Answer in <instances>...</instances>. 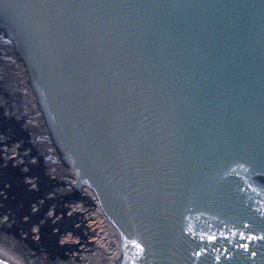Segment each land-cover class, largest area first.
I'll use <instances>...</instances> for the list:
<instances>
[{
	"label": "water",
	"instance_id": "95a60500",
	"mask_svg": "<svg viewBox=\"0 0 264 264\" xmlns=\"http://www.w3.org/2000/svg\"><path fill=\"white\" fill-rule=\"evenodd\" d=\"M14 27L125 264H264V0H0L7 60Z\"/></svg>",
	"mask_w": 264,
	"mask_h": 264
},
{
	"label": "bare ground",
	"instance_id": "6f19581e",
	"mask_svg": "<svg viewBox=\"0 0 264 264\" xmlns=\"http://www.w3.org/2000/svg\"><path fill=\"white\" fill-rule=\"evenodd\" d=\"M21 29L8 31L15 30L18 50L0 65V80L8 72L9 87L17 85L28 98L0 107V167H10L12 183L22 186L13 197L15 209L0 206L10 213L0 214V258L6 264H125L126 233L77 171L76 153L39 79L32 35L27 43Z\"/></svg>",
	"mask_w": 264,
	"mask_h": 264
},
{
	"label": "rangeland",
	"instance_id": "374dc122",
	"mask_svg": "<svg viewBox=\"0 0 264 264\" xmlns=\"http://www.w3.org/2000/svg\"><path fill=\"white\" fill-rule=\"evenodd\" d=\"M25 31L28 34V31L27 30H25ZM25 31L23 29H21V32L22 33L24 32V36L26 37V42L29 43L30 40L32 41V39L30 38L32 34L29 33V35H26ZM13 33H15V30H12V31H10L8 33L9 36H7L8 37L7 39H8V41H10L11 46L8 44V47H5V48L8 49V48L11 47V49L13 50V53H14V51L18 50V48H17L16 42L13 39L14 38ZM0 51L4 55H6L5 49H3V47L1 45H0ZM11 60H10V62H11ZM7 62H8V60L0 58V65L6 66ZM8 67L11 68V67H14V65H8ZM10 79H11V77H10L9 73L7 72V73H4L3 77L0 80V99H1L0 107L7 108V109L12 108L13 106H15V104H17L16 103V97L17 96L21 97V98L23 97V99H28L27 96L25 95L26 94L25 90L19 92V88L17 87V85H15L13 87H9L10 86ZM7 89H11L12 93L8 94V92L6 91ZM25 133H30V131L29 130H25ZM24 136H26V135H24ZM24 145L26 146V144H24ZM31 147L34 148V144L33 143H31ZM34 150H35V148H34ZM9 174H10L11 177L14 176V171L11 170L10 167H6V168H4V166L0 167V179L5 180L8 183H12L15 179L11 180L9 178ZM13 185H14L13 190H15L16 193H19V191L21 190L22 186H20L19 184H13ZM19 199L21 200V198H19ZM0 214H4L5 215L4 217H7V218L10 215L9 211H7V213L5 211L4 212L0 211Z\"/></svg>",
	"mask_w": 264,
	"mask_h": 264
}]
</instances>
